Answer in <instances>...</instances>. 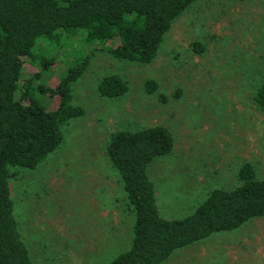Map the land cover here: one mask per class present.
Returning <instances> with one entry per match:
<instances>
[{"label":"rangeland","instance_id":"rangeland-1","mask_svg":"<svg viewBox=\"0 0 264 264\" xmlns=\"http://www.w3.org/2000/svg\"><path fill=\"white\" fill-rule=\"evenodd\" d=\"M192 41L204 45L200 54ZM105 46L81 30L39 37L34 54L52 62L26 61L21 70V82L40 71L32 86L51 84L89 56L72 85L84 114L69 121L62 143L38 166L13 168L14 215L35 264H106L129 247L133 214L104 149L114 129L159 124L171 131L174 151L149 166L168 218L191 212L212 188L233 186L244 161L264 177V115L250 98L264 70V0H195L146 64L117 60ZM110 73L127 80L125 94H99ZM146 78L157 82L155 93L146 92ZM35 96L48 108L57 104ZM161 264H264V217L177 248Z\"/></svg>","mask_w":264,"mask_h":264},{"label":"trees","instance_id":"trees-1","mask_svg":"<svg viewBox=\"0 0 264 264\" xmlns=\"http://www.w3.org/2000/svg\"><path fill=\"white\" fill-rule=\"evenodd\" d=\"M194 1L0 0V264H35L14 215L13 168L38 166L62 143L69 121L84 114L82 106L72 102V85L87 68L89 56L51 84L32 86L40 71L21 82L24 62H38L40 67L52 62L34 54L37 38L58 39L81 30L86 41L105 42L111 57L146 64L157 56L173 21ZM191 47L197 54L204 50L200 41H192ZM143 86L147 93L158 88L152 78ZM97 88L102 96L117 97L129 86L120 74L110 73ZM37 92L56 97V106L46 107ZM250 98L264 115V70ZM174 144L171 131L159 124L110 132L104 144L106 158L118 174L133 222L129 247L106 264H161L177 248L264 217V177L249 161L239 165L233 186L212 188L185 216H164L149 166L171 154Z\"/></svg>","mask_w":264,"mask_h":264}]
</instances>
